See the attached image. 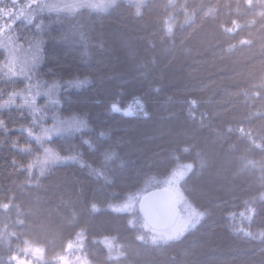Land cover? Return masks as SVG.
I'll list each match as a JSON object with an SVG mask.
<instances>
[{
  "label": "trees",
  "instance_id": "16d2710c",
  "mask_svg": "<svg viewBox=\"0 0 264 264\" xmlns=\"http://www.w3.org/2000/svg\"><path fill=\"white\" fill-rule=\"evenodd\" d=\"M74 2L9 27L25 77L0 48V264L78 236L92 264H264V0ZM186 166L179 237L115 209Z\"/></svg>",
  "mask_w": 264,
  "mask_h": 264
},
{
  "label": "rangeland",
  "instance_id": "374dc122",
  "mask_svg": "<svg viewBox=\"0 0 264 264\" xmlns=\"http://www.w3.org/2000/svg\"><path fill=\"white\" fill-rule=\"evenodd\" d=\"M46 0H35V1H27L25 3H21L20 0H17L13 6L6 7L1 6V4L5 2V0H0V48L6 51L7 55V63L6 69H8L11 74H16L20 76L28 75L32 65L36 62L37 59V51L35 48L23 50L20 45L16 44L11 36L9 35V27L15 20L24 19L31 15L34 11H39L41 9H53L54 8H61L65 7L63 5L67 4L66 6H73L75 4L74 0H53L50 3L44 2ZM84 1L87 3L88 6L94 8H100L105 4H108L110 0H77ZM7 2V1H6ZM83 3V2H79ZM36 90L32 89L31 94H29V100L31 104L34 103L36 98L35 93ZM38 92V91H36ZM32 108L35 104L31 105ZM129 111L138 110V108L133 105L127 107ZM59 126V125H58ZM77 127L75 122H69L63 124V126H59L58 129H55L58 133L65 132L67 130L73 129ZM55 133V132H54ZM190 168L186 166L182 169L176 176L168 180V184H164L163 187L160 188H169L173 191L178 199V206H179V213L178 219L173 228L166 232L161 233H152L151 237L152 240H161V239H173L179 237L185 230H187L190 226L194 224V222L199 218V213L185 203L182 199L181 193L177 188L178 181L182 176H184ZM216 189V188H215ZM140 198L138 196H129L121 204L120 207L115 209H119V211H130V210H138V203ZM182 207V208H181ZM180 208L182 211H180ZM114 242L108 243L112 246ZM112 244V245H111ZM23 257L24 258H17L16 264H32L33 262H40L44 260L43 250L37 246H29L26 245L22 249ZM59 263L60 264H92L85 252L83 250V237L78 236L76 241L70 243L65 250V252L59 256Z\"/></svg>",
  "mask_w": 264,
  "mask_h": 264
},
{
  "label": "water",
  "instance_id": "95a60500",
  "mask_svg": "<svg viewBox=\"0 0 264 264\" xmlns=\"http://www.w3.org/2000/svg\"><path fill=\"white\" fill-rule=\"evenodd\" d=\"M12 4L17 0H10ZM125 115L131 112L125 110ZM138 212L146 225L154 231L163 232L174 226L178 218V200L167 188L147 192L138 203Z\"/></svg>",
  "mask_w": 264,
  "mask_h": 264
}]
</instances>
